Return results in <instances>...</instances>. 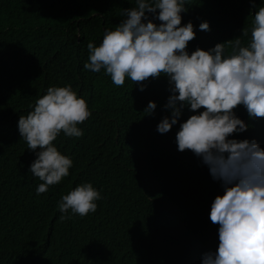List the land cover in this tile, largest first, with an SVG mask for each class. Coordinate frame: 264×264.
<instances>
[{
	"label": "trees",
	"instance_id": "obj_1",
	"mask_svg": "<svg viewBox=\"0 0 264 264\" xmlns=\"http://www.w3.org/2000/svg\"><path fill=\"white\" fill-rule=\"evenodd\" d=\"M134 6L135 0H0V264H201L205 252L216 250L218 225L209 212L224 188L175 140L194 113L185 106L161 134L158 123L171 116L165 75L145 80L140 91L128 77L116 86L103 69L84 68L87 43L98 46L105 30L124 19L122 10ZM260 6L264 0H186L182 24L191 21L195 31L187 51L225 42L227 55L226 41L237 36L246 46ZM202 21L210 30L199 29ZM66 85L91 115L78 124L81 137L61 131L53 142L73 164L37 195L42 181L30 165L39 149L27 148L18 119L49 87ZM149 101L156 108L145 114ZM234 113L248 128L231 138L264 148V118L249 117L242 105ZM86 182L100 192L96 211L81 217L69 210L61 220V197Z\"/></svg>",
	"mask_w": 264,
	"mask_h": 264
},
{
	"label": "clouds",
	"instance_id": "obj_2",
	"mask_svg": "<svg viewBox=\"0 0 264 264\" xmlns=\"http://www.w3.org/2000/svg\"><path fill=\"white\" fill-rule=\"evenodd\" d=\"M185 3L135 0L134 7L122 10L124 19L114 29L105 30L98 46L87 43L84 68L103 69L116 86H123L128 77L140 84V91L149 78L161 74L168 78L171 94L164 107L171 116L160 120L157 131H170L187 106L194 114L179 125L177 149L200 157L224 188L209 212L211 222L218 225L219 243L214 252L203 254L201 264H264V148L255 140L231 138L248 128L235 115L237 106H244L249 117L264 118V6L254 14L247 45L239 36L228 40L231 52L225 55V42L208 50L187 51L195 31L191 21L182 24ZM199 29L208 31L209 24L202 21ZM242 35L248 36L249 31L244 29ZM155 108V102L149 101L144 113L151 114ZM90 115L86 100L70 85L49 87L33 110L20 115V137L29 150L39 149L30 165L31 173L42 181L37 195L67 177L73 164L53 142L61 131L65 136L81 137L78 124ZM100 199L90 182L77 185L58 202L60 219L69 218L63 215L69 210L81 217L94 213Z\"/></svg>",
	"mask_w": 264,
	"mask_h": 264
}]
</instances>
